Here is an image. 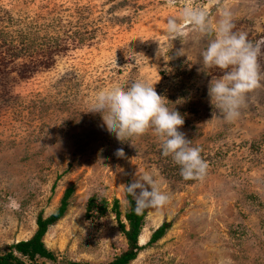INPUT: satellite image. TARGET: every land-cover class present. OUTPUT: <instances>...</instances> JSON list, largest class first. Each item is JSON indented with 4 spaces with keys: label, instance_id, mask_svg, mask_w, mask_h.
Segmentation results:
<instances>
[{
    "label": "rangeland",
    "instance_id": "rangeland-1",
    "mask_svg": "<svg viewBox=\"0 0 264 264\" xmlns=\"http://www.w3.org/2000/svg\"><path fill=\"white\" fill-rule=\"evenodd\" d=\"M184 4L0 0V254L30 239L37 216L48 217L70 189L64 215L42 238L54 260L37 264L108 263L127 249L119 225L128 229L125 185L147 172L170 201L142 210L140 249L129 264H264V79L239 119L226 122L208 94L224 70L205 67L201 56L215 34L202 37L190 25L182 40L166 33ZM193 5L207 7L213 25L227 7L233 30L259 44L264 76V0ZM181 48L186 54L177 56ZM137 80L184 118L178 131L201 149L203 179H183L152 130L122 142L90 111L100 89ZM91 196L107 202L103 216H87ZM163 223L164 235L149 244Z\"/></svg>",
    "mask_w": 264,
    "mask_h": 264
},
{
    "label": "clouds",
    "instance_id": "clouds-1",
    "mask_svg": "<svg viewBox=\"0 0 264 264\" xmlns=\"http://www.w3.org/2000/svg\"><path fill=\"white\" fill-rule=\"evenodd\" d=\"M219 2L208 0V6ZM167 3L175 5L176 0H167ZM185 25H190L202 37L215 34L201 53L203 65L224 71L220 78L210 81L208 94L226 122L239 119L241 109L246 106V97L261 87L264 79L258 63L259 44L248 40L246 33L233 30L232 13L227 7L213 25L207 7L194 6L193 0H185L180 18L167 20L166 33L172 40H182L187 34ZM185 54L184 48L176 52L177 56ZM158 55H161V47ZM90 103V111L101 114L107 130L118 140L123 142L152 130L161 141L162 155L171 156L180 166L183 179H203L208 164L201 156V149L178 131L184 118L175 109H169L166 98L159 95L153 85L140 80L130 84L114 83L96 92ZM116 155L123 157V149H118ZM159 185L160 182L147 172L136 174L134 182L125 185L136 201L138 213L145 208L162 209L169 203L170 196Z\"/></svg>",
    "mask_w": 264,
    "mask_h": 264
},
{
    "label": "trees",
    "instance_id": "trees-1",
    "mask_svg": "<svg viewBox=\"0 0 264 264\" xmlns=\"http://www.w3.org/2000/svg\"><path fill=\"white\" fill-rule=\"evenodd\" d=\"M71 194V190H66L63 195L60 205L48 217L43 218L40 214L36 218V231L28 240L18 241L9 246L8 252L0 254V264H37V259L54 260V254L48 250L43 244L42 238L47 231V228L59 220L65 213L67 201ZM125 196L128 204V210L125 212V219L128 221V229L124 228V224L119 222L121 231L127 241V249L114 257L108 263L101 264H129L137 256L140 249L137 245V239L143 226V217L145 212L138 213L136 211V202L125 189ZM107 202L104 199H99L91 196L87 200L86 213L87 216L97 214L103 216L107 211ZM111 211L115 218L119 221L120 211L118 201L114 200L111 206ZM168 223H163L157 227L151 234L148 243H154L159 240L165 233ZM67 264H85L81 262H68Z\"/></svg>",
    "mask_w": 264,
    "mask_h": 264
}]
</instances>
